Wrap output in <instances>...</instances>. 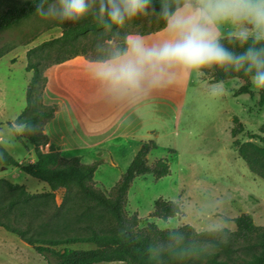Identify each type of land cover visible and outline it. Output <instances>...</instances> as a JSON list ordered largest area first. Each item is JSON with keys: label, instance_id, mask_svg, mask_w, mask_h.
I'll list each match as a JSON object with an SVG mask.
<instances>
[{"label": "rangeland", "instance_id": "rangeland-1", "mask_svg": "<svg viewBox=\"0 0 264 264\" xmlns=\"http://www.w3.org/2000/svg\"><path fill=\"white\" fill-rule=\"evenodd\" d=\"M61 24L35 14L18 25L0 31V142L20 165L30 163L31 157L35 158L33 146L26 140L25 144L16 140L7 123L14 122L26 107V90L33 75L26 71L27 52L60 37ZM235 30L231 24L221 25L220 39L233 36ZM163 36L164 32L160 31L148 38L152 40ZM102 39L104 36L96 37L97 42ZM113 41L118 43L121 40L116 36ZM112 42L108 44L112 45ZM175 71L172 84L150 91L147 99L133 108L138 121L129 123L126 116L120 128L113 125L97 139H67L63 141L64 146H60L62 156L67 159L80 157L84 164H96V187L110 195L141 147L152 142L155 148L148 155V164L152 166L157 160L165 159L170 172L158 180L152 175H145L132 182L126 209L129 216L137 215L138 231L151 223L161 230L188 225L197 232L223 228L234 231V219L242 214L249 215L255 225L264 227V180L250 172L234 146L235 140L242 142L247 140L248 134H260L259 128L264 122V105L259 104L262 90L251 84V95H239L236 93L244 84L240 79L226 81L219 86L211 83L200 70ZM51 80L52 84L60 83L67 89L70 85L75 87L71 90L76 91V109L81 115L85 111L84 102L88 101L92 102L90 110L94 117L101 118L95 116L96 108L101 107L99 98H92L91 94L110 95L92 79L91 71L85 73L79 68L66 67L60 77L53 75ZM112 100L113 97L109 102ZM234 118H238L244 130L236 138L231 135L232 129L238 127ZM112 120L114 118L110 117L109 121ZM76 127L78 124L73 125L71 130ZM22 129L15 128L19 133ZM124 132L133 137L120 138L124 135H117ZM110 135L116 136L105 139ZM49 145L41 150L47 152ZM0 179L24 185L31 194L49 191L47 184L24 174L17 167L1 170ZM54 196L48 201L50 207L45 210L40 208L38 214L31 208L26 211L27 214L20 216L15 209L4 220L23 230L29 227V234L36 236L43 231L40 226L49 221L47 215L61 206L64 190H58ZM160 198L179 204L182 213L167 221L152 217L154 203ZM68 247L91 250L95 245L80 243ZM0 264L46 262L34 247L0 228Z\"/></svg>", "mask_w": 264, "mask_h": 264}, {"label": "trees", "instance_id": "trees-1", "mask_svg": "<svg viewBox=\"0 0 264 264\" xmlns=\"http://www.w3.org/2000/svg\"><path fill=\"white\" fill-rule=\"evenodd\" d=\"M161 2L153 0L157 9ZM35 14L34 0L18 3L1 0L0 31ZM162 24L158 11L151 9L146 15L111 30L89 17L79 23H62L59 25L62 28L60 37L27 52L26 71L33 75L26 90V107L14 122L7 125L13 130L16 140L23 144L26 140L33 146L35 161L20 165L0 142V171L9 167L20 168L24 174L47 184L49 191L31 194L24 185L0 179V210L5 211L0 213V228L34 247L46 264H264V227L255 225L247 214L234 219V231L223 228L197 232L188 225L161 230L152 223L141 231L137 230V215L129 216L126 209L132 182L145 175L158 180L170 172L165 159L157 160L152 166L148 164V155L155 148L152 142L141 147L110 195L96 187V164H84L80 157L67 159L53 144L49 145L47 152L41 150L49 144L44 128L58 110L57 105L43 102L47 69L80 56L90 61L105 59L111 50L108 43L116 36L121 40L117 44L123 46L127 34L140 32L149 36L160 32ZM101 36L104 39L97 42L96 37ZM220 41L226 49L237 54L249 46L264 47V41L254 44L251 38L246 45H241L234 36ZM200 71L213 84L240 79L244 84L236 94L251 95L250 75L243 69L213 66ZM259 96V104L264 105V90ZM234 121L238 127L232 129L231 135L236 138L244 130L238 118ZM16 127H22V132H17ZM259 132L248 134L245 141L235 140L234 146L250 172L264 180V137L261 136L264 135V122ZM58 190H64L63 202L47 215L49 221L40 226L43 231L38 235L29 234V227L23 230L4 220L15 209L23 216L31 208L36 214L40 208H49L48 201L55 198ZM181 213L179 204L160 198L154 203L152 217L167 221ZM80 243L93 244L95 248L79 250L68 247ZM60 246L64 247L56 249Z\"/></svg>", "mask_w": 264, "mask_h": 264}, {"label": "clouds", "instance_id": "clouds-1", "mask_svg": "<svg viewBox=\"0 0 264 264\" xmlns=\"http://www.w3.org/2000/svg\"><path fill=\"white\" fill-rule=\"evenodd\" d=\"M34 6L48 20L79 23L90 17L107 30L158 11L163 37L129 33L123 46L113 41L107 58L92 62V79L115 99L135 101L164 88L174 82L176 69L213 66L243 69L253 87L264 90V47L237 54L219 36L220 26L231 24L241 45L250 38L264 41V0H162L158 9L153 0H34Z\"/></svg>", "mask_w": 264, "mask_h": 264}, {"label": "crops", "instance_id": "crops-1", "mask_svg": "<svg viewBox=\"0 0 264 264\" xmlns=\"http://www.w3.org/2000/svg\"><path fill=\"white\" fill-rule=\"evenodd\" d=\"M92 62L93 61L86 60L83 57H76L62 64L53 65L49 67L45 72V75L47 77V84L43 92V102L46 105H57L58 110L55 114V117L46 124L44 132L49 138V144H53L59 147V149L60 146H64L63 141L70 138L86 137L90 139L89 137H91L93 139H97L99 137H102L107 133V129H109L113 125L120 128L123 125L125 119H127L126 116H128V119L126 121L132 124L135 123L136 121H138L139 117H137L133 108L136 106V104L139 105V103L147 99V95H145L144 98L135 101L123 100L122 102V100L114 98L112 102H109L112 98L111 95L99 96L97 94L98 92H94L91 94V96L95 99L99 98L101 106L99 109L95 107V116H100L101 118L98 119L97 117H94L93 112L90 110L92 102L90 103L88 101L86 103L84 102L85 111L83 112L84 114L82 113L83 115H81L76 109V91L74 90L72 92L71 90V88L75 89V87L73 85H70L69 89H67L66 87L60 85V83L54 85L52 84L51 79L53 75H58L60 77L66 67H69L71 69L79 68V70H81L82 72L88 73L92 69ZM64 74L62 76H64ZM75 75L78 76L77 73H75ZM216 84H220L219 86H221V83ZM85 100L88 99L86 98ZM110 117L114 118V120L109 121ZM95 121L97 122L94 123ZM86 123H88L87 126ZM77 124L78 127L71 130L73 125L77 126ZM73 130L74 133H72ZM117 135H124L120 138L132 136L128 132L120 133ZM115 136L110 135V138L105 139H113V137ZM34 161L35 158L31 157L30 163Z\"/></svg>", "mask_w": 264, "mask_h": 264}]
</instances>
